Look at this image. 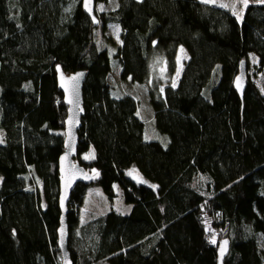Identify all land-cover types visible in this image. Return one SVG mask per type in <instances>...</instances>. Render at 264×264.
I'll list each match as a JSON object with an SVG mask.
<instances>
[{"label": "trees", "instance_id": "trees-1", "mask_svg": "<svg viewBox=\"0 0 264 264\" xmlns=\"http://www.w3.org/2000/svg\"><path fill=\"white\" fill-rule=\"evenodd\" d=\"M82 1L0 0V264H60L67 108L58 71L87 74L75 161L109 201L119 192L130 207L80 227L90 186L77 185L67 214L73 264H216L224 239L225 264H264V94L248 75L250 56L264 72V5L249 6L240 21L199 0H114L113 10H96L103 30L122 31L110 51L94 42ZM181 49L188 62L179 83L146 88L155 131L167 139L149 141L138 101L109 83L113 62L123 86L142 87L157 55L171 80Z\"/></svg>", "mask_w": 264, "mask_h": 264}, {"label": "rangeland", "instance_id": "rangeland-1", "mask_svg": "<svg viewBox=\"0 0 264 264\" xmlns=\"http://www.w3.org/2000/svg\"><path fill=\"white\" fill-rule=\"evenodd\" d=\"M202 3L209 4L211 6H217L224 10L229 11L231 14H233L237 19L240 21L243 20L245 11L249 6H257V5H264V0H199ZM115 7L114 0H110L108 4L106 5H98L95 9L98 13H103L109 10H113ZM94 37V42L99 45L101 48H107L110 51L112 49H115V47H118L122 44V31L120 30L119 26L117 25H108L105 30L100 25L96 28V33ZM115 47H114V46ZM152 64H151V76L148 81V83L145 86H123L119 82V76H120V67L116 62H113V71L109 76V83L113 86V89L115 92H124L126 94H130L134 96V98L138 101L140 108H139V115L142 121L144 120L146 123V138L147 140H158L162 142L163 144H166V137L160 135L155 131V127L153 125V115L150 108V104H148V94L146 93V88H153L155 84L158 85H167L168 83L171 84L172 87L176 86L179 83V79L182 73V69L184 67V64L188 62V56L184 50H180L177 56V66H176V74L174 77L170 80L169 74L167 70V62L166 60L161 58L160 56H154L152 58ZM112 62V61H111ZM248 63L250 64V71L248 75L250 76L251 80L254 82V84L261 90V92L264 94V72L258 73L256 72V64L257 59L254 56H250ZM163 89V87H162ZM3 133L0 132V144L3 141ZM92 154H86L83 155L81 158L85 160H91ZM203 181L206 182V179H203ZM197 185H200V182H197ZM201 188L202 192L204 193L205 190L202 188V185L198 186ZM199 189V188H198ZM82 207L80 208V222L79 226L83 227L87 222L94 218H99L102 216H105L106 213L109 212H118L122 215L128 214L130 207L124 204L122 201V198L120 196V193L117 192V197L113 201H109L105 195L101 192L100 188L93 183L89 190L88 195L85 197ZM214 233V239L213 241H217L218 243V237L219 233L218 230H213ZM80 234V233H79ZM211 239V237H210ZM221 240H219V243ZM218 243V244H219ZM60 259V264L62 263V259ZM103 264V263H101Z\"/></svg>", "mask_w": 264, "mask_h": 264}, {"label": "water", "instance_id": "water-1", "mask_svg": "<svg viewBox=\"0 0 264 264\" xmlns=\"http://www.w3.org/2000/svg\"><path fill=\"white\" fill-rule=\"evenodd\" d=\"M96 0H83L82 10L86 16L91 20L93 29L100 25V20L96 17L95 9ZM240 72L236 77L233 88L239 96L243 98L247 85V67L246 62L242 61L239 64ZM57 86L62 94L64 106L67 108L66 120L64 123V153L58 160V173H59V199L58 205L60 210L59 228L57 230V247L60 251L62 259L61 264H73L69 248H68V208L71 200V193L77 185L84 184L91 186L95 183L96 175L89 174L85 171L84 167L75 161L78 156V133L81 127L82 117L84 116L83 107V89L84 83L87 79L86 72L79 71L75 74L65 75L62 71L57 74ZM126 176L131 182L138 186H149L147 181L142 180L138 174L133 175V172H127ZM231 243L228 239L221 240L216 248L217 264H225V258L230 253Z\"/></svg>", "mask_w": 264, "mask_h": 264}, {"label": "bare ground", "instance_id": "bare-ground-1", "mask_svg": "<svg viewBox=\"0 0 264 264\" xmlns=\"http://www.w3.org/2000/svg\"><path fill=\"white\" fill-rule=\"evenodd\" d=\"M216 260H217V257H216ZM216 260H215V263H216ZM217 264V263H216Z\"/></svg>", "mask_w": 264, "mask_h": 264}, {"label": "snow or ice", "instance_id": "snow-or-ice-1", "mask_svg": "<svg viewBox=\"0 0 264 264\" xmlns=\"http://www.w3.org/2000/svg\"><path fill=\"white\" fill-rule=\"evenodd\" d=\"M245 3H246V0H245Z\"/></svg>", "mask_w": 264, "mask_h": 264}]
</instances>
